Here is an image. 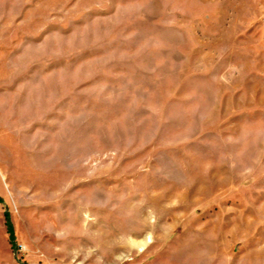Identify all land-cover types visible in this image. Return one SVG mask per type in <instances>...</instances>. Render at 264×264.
<instances>
[{
  "label": "rangeland",
  "instance_id": "obj_1",
  "mask_svg": "<svg viewBox=\"0 0 264 264\" xmlns=\"http://www.w3.org/2000/svg\"><path fill=\"white\" fill-rule=\"evenodd\" d=\"M0 198V264H264V0H0Z\"/></svg>",
  "mask_w": 264,
  "mask_h": 264
},
{
  "label": "trees",
  "instance_id": "obj_2",
  "mask_svg": "<svg viewBox=\"0 0 264 264\" xmlns=\"http://www.w3.org/2000/svg\"><path fill=\"white\" fill-rule=\"evenodd\" d=\"M1 200L2 199L0 198V201ZM5 218H6L7 230L10 236V241L13 242L15 240V231H14L13 223L11 221L9 212H5Z\"/></svg>",
  "mask_w": 264,
  "mask_h": 264
}]
</instances>
